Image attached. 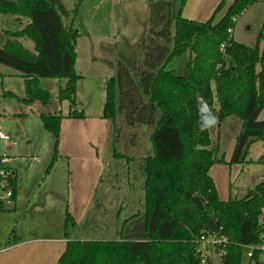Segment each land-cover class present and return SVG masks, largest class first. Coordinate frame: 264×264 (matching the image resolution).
<instances>
[{
    "label": "trees",
    "instance_id": "16d2710c",
    "mask_svg": "<svg viewBox=\"0 0 264 264\" xmlns=\"http://www.w3.org/2000/svg\"><path fill=\"white\" fill-rule=\"evenodd\" d=\"M184 1H148L147 36L137 78L117 62L104 85L101 118L115 124L121 114L128 126H152L151 154L143 166L144 239L67 240L57 264H200L196 244L207 232L226 240L221 264H264V222L259 219L264 177L239 198L218 199L208 169L225 162L208 149L207 128H197L195 101L198 95L216 126L227 116L240 120L227 163L264 165V153L254 160L246 157L251 143L264 145V118H257L264 109V14L253 46L227 33L247 7L264 0H232L214 19L226 2L220 0L204 21L182 17ZM68 13L60 0H0V14L28 20L0 45V65L23 78L22 96L5 95L24 105L35 101L46 105L50 97L38 79L63 80L55 97L67 103L66 113L38 115L42 128L53 137L46 171L56 154L60 120L83 117L74 100L78 34L72 18L64 24ZM20 37L31 41L32 51ZM184 53L188 58L180 75L165 68ZM112 155L123 157L114 149ZM8 181L12 201L16 177L10 170ZM73 224L64 210V236ZM246 247H251L250 256L243 260Z\"/></svg>",
    "mask_w": 264,
    "mask_h": 264
},
{
    "label": "crops",
    "instance_id": "0c3cea01",
    "mask_svg": "<svg viewBox=\"0 0 264 264\" xmlns=\"http://www.w3.org/2000/svg\"><path fill=\"white\" fill-rule=\"evenodd\" d=\"M219 1L220 0H185L183 6L181 7L180 15L188 19L204 21L211 15L214 7ZM231 1L232 0H227L224 3L223 7L218 11L216 18L223 14L225 8ZM260 3H263V1L256 2L254 4ZM234 36L235 35L232 28L231 37L233 40H235ZM3 42L4 39L2 36H0V45ZM74 51V72L79 76L75 82L74 100L76 106L82 111L83 117L79 119L63 117L60 120L56 154L47 171L46 167L50 161L52 153L53 137L49 132L42 128L38 115L39 113H55L58 111L61 114H65L68 108L67 103L65 101L58 102L56 99L57 104L49 107L46 106L48 103L43 105L38 101H35L30 105H26V108L30 111L28 113H32L31 117L36 125L32 134H30L29 131L25 129V127H20V121L15 122L13 119V116L24 115L26 117L28 115L27 113H24L23 108L19 107L17 109L18 111L10 113L6 112L7 117L5 122L0 121V130H3L2 127L8 124H13V130L15 132L18 130L21 133L28 147L30 155L40 154L45 157L44 162H42V165H40L39 170L41 171V176L39 177V182H41V185H44L49 180L55 159L65 160V167L67 170V202L68 204H72V207H69L68 205L66 209H63V206H61L62 177L60 178V181L57 185L50 186L52 184L51 183L49 186L43 188V191L39 190L40 188L36 190L39 191L37 193L38 196L40 193H47V198L43 200L38 198L37 195L33 198L35 193V183L31 179H25L24 173L28 168V162H24L23 157L25 156H18L15 158L11 153H7L9 150L13 151L15 149L14 145L17 140V135H15L16 133L14 132L13 136L8 137V142L5 143V141H0L2 142L1 146H3V151L0 152V154L4 153L5 155L4 164L16 177L14 199L10 202V204L2 206L0 212L7 211L15 213V209L18 207V214H16L17 216L15 220H19L20 218L23 220L29 213H31V215H38L36 217H39L41 214L48 215V221L45 223V225L39 228L30 227L29 229H31V232L25 237H23L21 231L15 232V229L10 230L7 239L2 244H0V264H57V258L63 251L65 242L67 240L121 239L138 241L144 239L143 191L140 192L142 200L140 209L133 210L128 206V202L130 200L127 199V195L131 194V189H127L124 194L113 193L119 197L114 198V202L111 203L108 209H101L100 205H98V207L96 205L100 200V193L105 191L102 188L96 194V187L99 181L98 178L101 177L105 167L109 166L111 163L110 160L103 159L102 154L105 151V147L108 143L107 135L111 133V136H113L112 132H114V124H112L108 119H103L100 116L104 98V85L106 80L111 76V66L109 63L105 65V63L99 59L98 64L100 65L98 66H101V69H97V72H95L96 69L94 65L97 62L96 57L90 56V60L85 66H83V68L88 70V73L79 71V63L77 61L75 45ZM6 68L5 66L0 65V111L3 113L5 111L4 106L11 107L12 105L9 104V101L4 102L7 98L13 99L16 101V104H22L13 97L5 95V93L10 92L16 96H22L23 94L22 77H20L22 79V90L14 91L8 84L3 87V78L18 75L14 70H7ZM255 69H258V65L255 66ZM40 79L41 78L38 79V83L39 86L43 88V86H41ZM5 96L7 98H5ZM231 117L235 116L225 117L219 122L218 126L222 125L226 121H230L234 123L233 125L236 126V131L238 132L240 120L236 117V119H238L236 120L237 122H233L232 120H229L232 119ZM16 118L21 120V117ZM130 127H137V125H132ZM133 133L136 134L134 131ZM233 142L234 138L231 140V143L225 152L222 151V153H219L216 151L218 154L216 153L217 155H215L217 157L221 156L225 163L213 164L208 169V175L212 180L216 195L218 199L221 200H225L223 199L224 196L230 198V195H243L247 189L252 188L264 177L263 164L227 163L231 154ZM124 143L129 149L127 151H123V153L119 152L123 155V157H114L113 155L110 157L113 160H123L126 173L130 174L133 171L136 174H142V178L140 179L143 180V166L146 157L151 153V150L149 152V148H151V146H147L148 150L146 149L143 155H139L138 153L140 152V144L138 139H131ZM253 145H257L256 142H253L249 145L246 155L248 159L252 160L264 153V145L261 144L262 146H259L258 150L256 151V155L249 156V151ZM32 160L37 161L35 157H33ZM219 165L228 167V176L227 179L225 178L227 180V188H219L216 186L215 167ZM231 170L234 172L238 170L240 173H245L246 175H244L243 180L240 182L236 181L237 177H239L238 175L236 178H234L235 180L233 182H230L229 176L231 175ZM39 182L37 184H39ZM241 188H243V190H240L239 193H236V189ZM93 198H96L95 202L92 204L96 205L93 208L94 213L89 215L87 214L84 220L85 213L88 210V205L90 204L89 201ZM64 210L67 211L74 223L71 227L67 228L66 236H64ZM259 219L263 221L261 218ZM196 249L200 251L201 254L200 264H202V262H205V264H212L208 254L216 255L215 253H213L211 250H205L204 254V246L200 243L196 244Z\"/></svg>",
    "mask_w": 264,
    "mask_h": 264
},
{
    "label": "rangeland",
    "instance_id": "374dc122",
    "mask_svg": "<svg viewBox=\"0 0 264 264\" xmlns=\"http://www.w3.org/2000/svg\"><path fill=\"white\" fill-rule=\"evenodd\" d=\"M64 8L70 12L67 17L63 18L64 24L66 25L72 18V27L77 32L76 37V54L77 61L79 63V71L88 73V70L83 68L90 60V56L96 57L95 72L97 69L100 70L101 66H98L99 59L102 60L105 65L110 64L111 70L110 75L115 72V66L117 62L122 63L131 73L134 78H137L141 61L142 54L145 46V39L147 36V27H148V1L151 0H60ZM227 1V0H226ZM264 12V2L260 4H254L246 8L240 16L236 19L233 31L234 39L240 42L243 45L253 46L255 43L256 36L259 31V27L262 21V16ZM218 12L214 15V19ZM28 20L26 17L19 15H8L0 14V36L3 37L4 41L9 39L8 35L11 32H16L22 29ZM20 43L29 51H32V43L29 39L25 37L19 38ZM160 43H164L162 40H159ZM3 44V43H2ZM188 58V54L184 53L179 57L171 59L166 65V69H172L173 72L177 75H180L183 72L184 63ZM101 63V61H100ZM102 64V63H101ZM104 67V66H103ZM6 68V67H5ZM7 70H11L6 68ZM41 86L46 88L50 99L46 106H52L57 104L55 98L56 90L59 84L63 83V80L41 78ZM9 85L12 90L19 91L22 90V79L20 76H9L2 79V85ZM5 98H7L5 96ZM12 104L11 107L4 106V113L0 111V121L5 122L6 112L18 111L17 109L23 108L24 113L28 115L13 116L15 122L20 121V127L27 129L30 134H32L34 128L36 127L35 122L32 120V113L29 109L26 108L24 104H16V101L13 99L7 98L4 102ZM3 102V103H4ZM76 108H78L76 106ZM31 109V106H30ZM79 109V108H78ZM16 117H21V120H18ZM233 122H237L236 117H231ZM259 120L264 118V109L260 111L257 117ZM230 121H226L220 126H216L215 123L207 126L208 136L210 138L209 145L207 146L214 154L218 151L219 153L225 152L231 140L234 138L236 131V126ZM15 126V125H14ZM2 131L8 136L11 137L14 135L13 124H8L2 127ZM113 129V126H112ZM152 129L151 125H137V127H130L125 124L123 121L122 115L118 114L115 124L113 136L111 133L107 135L108 143L105 147V151L102 156L105 160H110V165L105 167L102 175L98 181L96 187V194L102 188L105 191L100 193V199L98 205L101 209H108L114 198L119 197L114 195L124 194L127 189H131V194L127 195L129 208L140 209L141 208V191H142V174H136L131 172L130 174L126 173L125 164L123 160H113L112 156L113 149L115 151L122 152L127 151L129 148L125 146L124 142H127L131 139H138L140 144L138 153L143 155L144 151L147 149V146H150L149 135ZM136 132L135 133H133ZM17 140L14 145V150L7 152L11 153L13 157L17 158L18 156H25L24 162H28V168L25 170V179L33 180L35 183V193L33 198L37 195L39 191H36L38 188L42 190L46 186H55L60 181L62 177V203L63 209L72 207V204L67 202V190H66V175L67 170L65 167V160L55 159L53 162V168L51 170V175L49 180L41 185L39 182V177L41 176L40 165L44 162V156L40 154L30 155L28 147L23 139L21 133L16 130ZM8 142L5 141V143ZM122 143V144H121ZM257 145L251 146L249 151V156L256 155V151L259 146H262L260 143ZM2 142H0V152H2ZM109 145V146H108ZM148 150V149H147ZM151 148H149L150 152ZM6 152V149H5ZM151 154V153H150ZM218 154V153H217ZM216 154V155H217ZM129 155V154H126ZM35 157L37 161L32 160ZM48 161V160H47ZM47 164V162H46ZM27 167V166H26ZM43 169V168H42ZM234 170V169H233ZM231 170V175L229 176L230 182H233L238 175L236 181L240 182L243 180L245 173H240L238 170L234 172ZM216 172V186L221 188H227V176H228V167L219 165L215 167ZM221 173V174H220ZM226 178V179H225ZM39 182V184H37ZM58 188V186H57ZM44 190V189H43ZM42 190V191H43ZM235 190V189H234ZM236 193H239L241 189H236ZM41 191V192H42ZM222 191V190H221ZM222 195V194H221ZM38 196V195H37ZM242 195L236 194V196L230 195V199L234 197L239 198ZM40 199L47 198V193H40L38 196ZM223 199H227V196H224ZM70 200V199H69ZM96 198H93L89 201L88 210L85 213L84 220L87 214H93V208L96 205H92L95 202ZM60 206V207H61ZM18 209V207H17ZM17 209L15 213L11 212H0V244H2L6 239L11 229L16 231H21L23 237L30 234V227L39 228L48 221V215H31L29 213L27 217L23 220H15L16 214H18ZM60 209V208H59ZM127 209V208H126ZM124 213V212H122ZM121 213V214H122ZM43 216V217H41ZM38 218V219H37ZM264 222V219H262ZM17 221V222H15ZM16 224V225H15ZM29 229V230H28ZM37 230V229H34ZM14 232V231H13ZM205 250H211L217 256L219 252L215 248L204 246ZM247 249H243L242 257L243 260L246 257ZM214 254H208L209 259L212 264H221L219 257ZM205 264V262H202Z\"/></svg>",
    "mask_w": 264,
    "mask_h": 264
},
{
    "label": "built area",
    "instance_id": "2783aa9c",
    "mask_svg": "<svg viewBox=\"0 0 264 264\" xmlns=\"http://www.w3.org/2000/svg\"><path fill=\"white\" fill-rule=\"evenodd\" d=\"M227 33L228 35L231 34V30L227 29ZM7 139L8 136L2 130H0V141H6ZM4 162H5V155L4 153H1L0 154V207L10 204L11 202V198H10L11 190L8 181L9 170L2 168V165L5 166ZM260 218L264 219V207L261 209ZM225 241L226 240L223 236H219L214 232H207L199 236L197 243H200L203 246H208L217 249L219 252L218 255L221 256L225 252L223 249ZM246 248H247V253L245 255L246 257H249L251 247H246Z\"/></svg>",
    "mask_w": 264,
    "mask_h": 264
},
{
    "label": "water",
    "instance_id": "95a60500",
    "mask_svg": "<svg viewBox=\"0 0 264 264\" xmlns=\"http://www.w3.org/2000/svg\"><path fill=\"white\" fill-rule=\"evenodd\" d=\"M195 101H196L197 114H198L197 128L202 129V128H206L211 124H214L215 117L213 116L209 108L200 99L198 95H195ZM213 222L215 223V220H213Z\"/></svg>",
    "mask_w": 264,
    "mask_h": 264
}]
</instances>
